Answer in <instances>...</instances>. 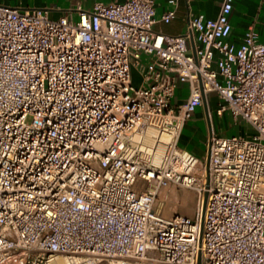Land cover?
<instances>
[{
  "label": "built area",
  "instance_id": "obj_1",
  "mask_svg": "<svg viewBox=\"0 0 264 264\" xmlns=\"http://www.w3.org/2000/svg\"><path fill=\"white\" fill-rule=\"evenodd\" d=\"M218 1L175 36L154 0L76 19L0 4V264H264V41L249 25L231 43ZM210 93L252 133L209 126L205 165L177 137ZM147 127L171 128L157 161L132 140ZM171 188L193 193L190 216L164 214Z\"/></svg>",
  "mask_w": 264,
  "mask_h": 264
},
{
  "label": "crops",
  "instance_id": "obj_2",
  "mask_svg": "<svg viewBox=\"0 0 264 264\" xmlns=\"http://www.w3.org/2000/svg\"><path fill=\"white\" fill-rule=\"evenodd\" d=\"M123 1L124 0H0V4L20 8H46L51 18L62 15H71L73 18L75 15L74 9L77 5L83 9H90L95 2L107 4L111 2L120 3ZM218 3V0H188V2L184 0H173V3H170L169 0H154V16L156 19L167 9H173L174 16L168 22L158 20L153 28L156 32H160L164 35H178L184 31L188 15L195 16L201 14L204 18L213 19L218 10ZM229 24L230 31L228 40L234 45L240 42L245 29L249 25L253 26L257 41H264V0H233L232 9L229 14ZM184 88L186 89L185 84H180L177 87L175 96L171 101L172 104L175 105L182 102L186 94L182 95V90ZM216 103L217 98L215 94L210 93L208 95L207 108L209 115L207 116L204 106H197L190 117L183 122L178 133L177 146L180 149L190 152L199 160H203L206 157L209 126L212 127L213 131L218 136L220 134V131H215L212 123V116ZM196 113L200 115L197 117ZM224 114L225 113L217 117L221 118ZM230 122L232 126L238 124L242 133H247V131L250 130L242 122ZM196 123L204 128L202 132H198ZM234 133L235 131L233 130L232 135ZM187 202L188 200L186 199L184 202L180 203L184 205ZM178 209L180 210L181 207L179 206ZM191 214L192 211H187V213H185L187 216Z\"/></svg>",
  "mask_w": 264,
  "mask_h": 264
},
{
  "label": "rangeland",
  "instance_id": "obj_3",
  "mask_svg": "<svg viewBox=\"0 0 264 264\" xmlns=\"http://www.w3.org/2000/svg\"><path fill=\"white\" fill-rule=\"evenodd\" d=\"M73 18L76 19V15H74ZM131 81H132V84L134 85L138 84V75L136 74V72L132 71ZM185 93H186V89L184 88L182 90V95ZM196 114H197V117L198 115H200L199 113H196ZM230 121L231 119L227 113H225L223 117L221 118L215 116L214 114L212 116L213 127L216 132L220 131L219 136H225V137L231 136L233 130L235 131L234 134H236L237 136L238 135L245 136V135H250L252 133L251 130L247 131V133H242L240 131V127L238 126V124H235L234 126H232ZM196 126H197L199 133L203 131L204 128L202 126L198 125L197 123H196ZM232 127H233V130H232ZM171 193H172V198L171 199L169 198V202L166 203V205L169 204L171 208H168L165 205V210H164L165 215H170V213H173V212L185 214L187 213V211H193L194 196L190 190L171 188ZM184 193L185 195L188 194V196L182 197ZM159 198H162V196H160ZM183 198H187L188 202L185 205H180V202H182ZM179 206L181 207L180 210L178 209Z\"/></svg>",
  "mask_w": 264,
  "mask_h": 264
},
{
  "label": "bare ground",
  "instance_id": "obj_4",
  "mask_svg": "<svg viewBox=\"0 0 264 264\" xmlns=\"http://www.w3.org/2000/svg\"><path fill=\"white\" fill-rule=\"evenodd\" d=\"M142 140L148 146L154 145L155 150L153 153V161H157L159 155L163 150V144L171 139V128L167 132H157L154 128L147 127L140 132H136L132 135V140ZM186 193V192H185ZM183 194L182 197L188 196V194ZM190 196V194H189ZM169 198H172V193L170 194ZM187 198H183L182 202H184ZM188 200V199H187ZM192 201V200H191ZM190 201V202H191ZM168 208H171L169 204L166 205ZM61 264H65V260H61Z\"/></svg>",
  "mask_w": 264,
  "mask_h": 264
},
{
  "label": "water",
  "instance_id": "obj_5",
  "mask_svg": "<svg viewBox=\"0 0 264 264\" xmlns=\"http://www.w3.org/2000/svg\"><path fill=\"white\" fill-rule=\"evenodd\" d=\"M207 160H208V151H207L206 157H205V165L207 164Z\"/></svg>",
  "mask_w": 264,
  "mask_h": 264
}]
</instances>
